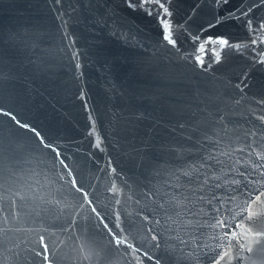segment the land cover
<instances>
[{"label":"water","instance_id":"water-1","mask_svg":"<svg viewBox=\"0 0 264 264\" xmlns=\"http://www.w3.org/2000/svg\"><path fill=\"white\" fill-rule=\"evenodd\" d=\"M131 5L0 0V108L28 125L0 114V264H215L227 250L231 264H264V216L240 213L257 195L264 211V169L244 164L264 139V43H250L264 40L252 33L264 0H166V17L154 0ZM201 163L239 183L214 190L219 213L205 201L193 216L171 199L191 186L172 184Z\"/></svg>","mask_w":264,"mask_h":264},{"label":"snow or ice","instance_id":"snow-or-ice-1","mask_svg":"<svg viewBox=\"0 0 264 264\" xmlns=\"http://www.w3.org/2000/svg\"><path fill=\"white\" fill-rule=\"evenodd\" d=\"M152 2H153V0H141V3H152ZM154 2L159 6L160 9H163L164 16L166 17L169 14L168 8L165 7L166 0H154ZM217 2L220 4H224V3H227L228 0H217ZM129 4H130V6H132L131 0H129ZM241 14L247 15L248 13H247V11H244ZM161 22L163 24L162 40L167 42V44L175 47L176 41L171 36L170 25H169L167 19L161 18ZM97 23H100V21H98ZM247 23L249 26H252L251 20H249ZM260 32H264V22H261L258 26L252 27V33H253L254 37H256V34L260 33ZM213 42L216 44H219L222 47H230V48L235 49L237 51L241 47V45H239V44H230V42L224 38H219ZM258 42L264 43V40H260L258 37H256V38L252 39L250 43L252 45H256ZM69 46L71 47V44ZM203 48H204V46L201 45L200 51H203ZM260 55H261V59H259L258 62L264 63V51H262L260 53ZM220 60H221V57H220L219 53H216V62L219 63ZM196 63L200 65L202 70H206L204 68V61H203L202 57L197 56L196 57ZM77 67H79V65H77ZM262 103H264V102H262ZM0 114H2L4 116H11V119L16 121V123L19 124L20 127L28 128V125L22 124L19 120H17L15 115H12L10 112L3 111L2 108H0ZM261 119L264 120V117H261ZM32 131H35V129H32ZM36 135L39 136V133H36ZM225 135H227V132H225ZM246 135H250V136L255 137L256 133L254 131L249 130L246 133ZM40 142L42 144H44V147H51V145L48 143H45V141L43 139ZM259 144L261 146V151L255 152V159H253V149L251 148V145L250 144L247 145L249 160L244 161L245 166H247L249 161H251L252 164H254L256 166V168L264 169V139L260 140ZM96 147L97 148L100 147L99 141H97ZM235 150L243 153L245 151V147H240V148L235 149ZM53 151H55V149H53ZM218 155H225V156L231 157L230 152H221V153H218L216 156L210 155L208 157V159L209 160H215L217 163H221V161L217 158ZM57 156H59V152H57ZM258 161L261 163H258ZM60 163L64 164V160L61 159ZM240 163H241V161L239 159L235 160L230 171H236L237 169L235 168V165H239ZM204 168H205L204 163H201L198 167L194 164L192 167L187 168L183 171V176L187 178L184 180L183 184H179L178 182L172 184L174 192H175V189L177 187L183 189L184 185L191 186L190 192L185 193L184 191H180L178 195L174 194L171 197V199L175 202V205L177 207H186L187 203L190 201L192 203L193 207L191 209H189V211L192 212L193 216L198 215L204 211L203 204L205 201H207V203H209V204H213V202L215 200L220 199L216 196V193L214 191L215 189L224 188L228 184H238L239 183V180H237L234 176L231 179H229L228 174L226 172H224L223 169H221L219 171V174H217L216 170L213 169L211 165H208V168L212 169L210 171H202V169H204ZM261 174L264 175V171H262ZM69 175H71V173H69ZM178 180H179V178H177V181ZM71 184L73 185V187H75L76 191L82 190V186H76L75 180H72ZM110 190L112 192L118 191L115 184L112 185ZM209 193H211V195H209ZM260 200H261V196L257 195L255 197V199L251 201V203L247 204L246 207L241 208L240 213L244 214V215H242V219L253 221L260 216H264V211H260V210L253 207V205L257 204V202H260ZM13 203H14V201H13ZM116 203H119V200H117ZM197 203H199L201 205L199 213L195 209V205ZM223 203H224L223 200L220 199V207H223ZM220 207H216V205L213 204V208L217 213L220 212ZM92 210L95 211V208H93ZM70 223H73V222L70 221ZM217 223L223 225L224 222L217 218ZM199 224H200L199 220L188 219L184 222L185 230H187V226L195 227V226H199ZM105 227L107 228L108 225L105 224ZM236 228L241 229V233H240L241 236L244 235V231H251V229L244 230L241 223H237ZM112 231L113 230L109 229L110 233H112ZM225 235L227 236V235H229V233H225ZM230 235H231V239H236V237H237V233L234 231L231 232ZM257 235L260 237H264V232H259V233H257ZM112 238L115 239V243L117 246L125 243V241H123L119 238L118 234L113 233ZM43 239H44L43 236H41L40 240L42 243H43ZM152 239H156V237L153 236ZM237 243L240 244L241 249H244L246 247V245L244 243H240L239 240H237ZM260 243H264V240L260 241ZM231 246L232 245H231V240H230L229 244H228V248L230 249ZM221 247H223V245H221ZM81 251H83V249H81ZM247 251L252 252L253 251L252 247L247 246ZM44 253H45V255L43 256V259L45 261H47L48 260V256L46 255L47 245L44 246ZM37 255H40V253H37ZM218 257L219 258L215 260V264H221L222 261L224 262V264H231L232 253L230 250L223 251L222 253H218Z\"/></svg>","mask_w":264,"mask_h":264}]
</instances>
